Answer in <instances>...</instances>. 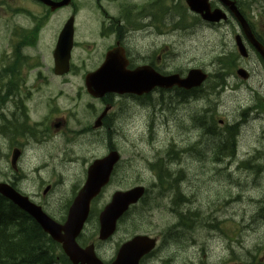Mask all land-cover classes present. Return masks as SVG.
Wrapping results in <instances>:
<instances>
[{
	"label": "flooded vegetation",
	"instance_id": "af4514ba",
	"mask_svg": "<svg viewBox=\"0 0 264 264\" xmlns=\"http://www.w3.org/2000/svg\"><path fill=\"white\" fill-rule=\"evenodd\" d=\"M211 2L212 8L220 10L218 22L205 21L199 14L195 15L196 19L191 17L186 0H72L69 5L54 9L40 3L41 20L16 21L2 37L9 38L10 44L0 53V182L11 184L42 205L51 216L65 221L88 180L90 166L118 150L121 156L110 182L92 203L96 225L79 238L82 246L94 243L106 264L112 263L118 250L108 256L104 245L110 240L97 238V243L94 239L95 233L100 232V215L117 189L129 187L130 150L145 142L155 152L143 167L162 174L153 180L152 186L144 182L145 195L121 218L118 232L125 238L128 229H137L138 234L155 240L154 249L140 264L237 261L208 258L214 254L211 240L225 250L222 234L226 233L227 214L215 209L207 196L204 202L199 201L184 163L188 156L199 165L206 155L186 153L189 143L182 149L167 146L164 133L154 127L160 122V101L168 100L171 107H177L179 102L186 106L193 102L199 90L177 85L163 87L157 85V80L176 74L185 77L192 68L199 67L210 75L211 85L206 83V93L213 89L212 84H217L218 93L225 97L221 98L222 102L228 103V97L236 94L239 110L261 121L262 136L256 138L254 149L248 153H264V57L252 42L256 40L264 48V0ZM15 5L13 0H3L0 9ZM55 16L62 19L54 24ZM71 19L74 21L73 46L67 68L61 61L64 50L59 49V41ZM198 28L218 36L214 60L219 65L212 61V68H223L222 79H211L209 64H193L192 34ZM41 34L48 40L46 55L38 54L44 50L39 49ZM42 60L49 65L43 68ZM106 61L110 62L111 71L138 72L139 87H148L149 91L91 94L87 78ZM255 66L260 69H254ZM242 68L247 71L244 75L240 73ZM253 79L259 86L250 84ZM154 81L156 84L151 87ZM244 94H247L245 99ZM199 101L202 108L196 114L210 108L206 98ZM183 114L192 124L194 113L182 111ZM219 124L226 128L228 122L220 116ZM130 130L132 140L124 133ZM190 131L189 127L183 130L184 134ZM197 131V138L203 139L206 133L200 127ZM176 155L178 159H171ZM214 166L229 171L243 170V165L238 163ZM256 168L258 174L251 182L258 191L250 196V229L259 233L264 226V184L259 181L264 174V163L256 164ZM56 189L61 190L58 202L50 200ZM239 199L241 193H233L226 197L225 203ZM158 209H165L169 215L164 225L154 221ZM249 257L247 264H264V241L252 243Z\"/></svg>",
	"mask_w": 264,
	"mask_h": 264
},
{
	"label": "rangeland",
	"instance_id": "374dc122",
	"mask_svg": "<svg viewBox=\"0 0 264 264\" xmlns=\"http://www.w3.org/2000/svg\"><path fill=\"white\" fill-rule=\"evenodd\" d=\"M17 5L24 6L29 11L34 12V14H41V10L38 6L31 4L30 2H23L22 0H13ZM53 17L54 24L58 20H61V16ZM16 21H24L26 19H21L19 17H13L10 13L5 11L1 12L0 15V28H1V38L5 35L7 30L11 28V26ZM53 24V25H54ZM52 26V25H51ZM50 26V27H51ZM51 31V29H50ZM208 37V38H207ZM192 42H193V64L197 63H207L211 67L208 69L212 73L213 80L222 79V67L219 66L218 69H213L212 61L216 55L215 51H217L219 40L217 34L213 32H203L202 29H197L194 34H192ZM10 44L9 38L0 39V53L8 49ZM48 45L47 36L45 34H41V42L39 44V49L43 51H39L38 54H47L48 50H45ZM215 50V51H214ZM48 61V59H47ZM42 60V67L49 65V62ZM192 61V60H191ZM184 66V64H183ZM259 68L255 66L254 69ZM260 69V68H259ZM264 73V72H263ZM250 84L257 87L259 86V82H256L253 79ZM205 87L201 93L202 98H206L209 100L210 105L213 109L217 110L221 117L227 120L228 124H233L239 122L238 127V135L242 136L240 138V150L239 157L247 156L249 151L254 149V145H256L257 137L262 136L263 131L261 130L262 123L260 120L254 122L252 124L247 122V116L243 114L239 110L240 101H235L236 94H233L228 97V103H224L221 101V98H225L224 95L219 94L214 89H208ZM247 94H244V99ZM243 97L242 100L244 101ZM242 101V102H243ZM162 112H159L160 122L155 123L154 127L158 129L160 132H163L164 135V144L167 146L175 147L176 149H182L187 143L193 142L199 136V132L197 129L191 124V122L187 121L185 114L181 116V112L185 111L189 115L191 113H196L202 108L201 102L198 100H194L192 103L181 106V103L177 104V107H171L170 102L168 100L159 102ZM214 111L212 109L203 110L200 113V119L203 122L204 120L210 119L214 116ZM140 117V116H139ZM228 126V125H227ZM186 127L192 128L188 134H184L183 130ZM227 128V127H226ZM127 134L126 137L133 139V132L130 130L129 132L124 131ZM214 137V136H213ZM212 135H208L205 137L204 142H212ZM243 140H245L243 144ZM135 141V140H134ZM133 141V142H134ZM210 147H213L212 144H209ZM155 150L151 149L147 142L141 143L140 146L135 149L131 148L130 150V159L131 166L129 170V186L135 185L140 181L146 182L148 179H152L151 174L148 170H146L143 165L146 163V158L153 155ZM186 170L191 180V184L196 192L199 194L201 200H205V196L210 199L211 205L215 209H222L224 214H232L237 217L239 221V217L243 214L251 215L252 212V201L250 199H244L238 202H234L232 204H226L225 200L227 196L232 195L233 193H242L246 197L252 196L258 190L254 187L252 181L253 177L249 176L245 170L241 172L233 171V168L228 171H221L214 166L210 157H206L203 161L199 162H191L190 158L187 157L185 159ZM161 174V173H160ZM160 174L155 175L154 178L158 179ZM154 174L152 173V176ZM67 177H71L67 175ZM49 179V177H47ZM71 179L69 181L71 182ZM84 179H82L83 181ZM255 180V179H254ZM260 182L264 184V174L261 175ZM56 182V181H55ZM59 189V188H58ZM56 189V190H58ZM61 195V190H58L56 194H52L50 196V200L54 202H58L59 196ZM226 212V213H225ZM169 215L166 213L165 209H158L155 213L154 221L158 222L159 225H164L169 221ZM91 228V227H90ZM89 228L87 230V234L89 233ZM225 234H222V242L225 244V250L222 251L219 246L218 252L223 254V261L233 260V258L241 259V257H245L249 259L248 251L251 249V245L253 242L261 243L264 241V226L261 227V231L258 233L257 231H252L243 229L240 223L231 222L229 225L225 227ZM237 238L235 243H231L230 238ZM97 240V239H96ZM205 243L207 244V238L205 239ZM211 244H217L214 240L210 241ZM208 245V244H207ZM235 247V255H233L232 246ZM108 249L107 255L112 256L114 251L117 249V242H113L110 244L104 245ZM178 264H184L180 262ZM228 264V262H227Z\"/></svg>",
	"mask_w": 264,
	"mask_h": 264
},
{
	"label": "water",
	"instance_id": "95a60500",
	"mask_svg": "<svg viewBox=\"0 0 264 264\" xmlns=\"http://www.w3.org/2000/svg\"><path fill=\"white\" fill-rule=\"evenodd\" d=\"M41 1L53 6H60L70 2V0H63L59 3L52 0ZM187 1L194 11L202 14L206 12L204 13V18L212 21L220 19L218 10L211 12L208 0ZM72 27L70 23L59 41V49L64 50V56L61 59L64 63L63 66H67L70 58V50L73 43ZM256 45L264 56V49L260 45ZM143 76L146 77V75ZM207 77L208 75L201 69H193L185 79H182L179 75H175L172 78L158 79L157 84L165 85L166 87H172L174 84H178L189 88L202 85ZM130 81H132V84H128ZM142 83L143 85L146 84L144 82ZM155 84L156 81L152 82L151 87L155 86ZM87 85L89 91L95 96H103L108 92L125 93L137 91L142 93L146 90V88L139 87L140 79L138 72H133V74H120L111 71L109 61H106L103 67L96 73L88 76ZM112 159H114V155L110 156L109 159L96 163L92 167L87 184L73 204L68 222L63 227L48 216L43 211L42 207L34 204L28 197L19 194L12 187L6 184H0V193L13 200L23 210L31 214L46 232L51 234L56 240L62 242L66 253L71 257L74 264H103L97 258L93 247L87 249L81 248L76 242V237L81 232L88 217L92 198L97 195L102 185L108 180L109 174L115 164V161ZM102 169L105 170L107 174L104 173ZM105 175H107L106 178ZM141 195V187L133 188L127 192H119L115 195L114 202L107 208L102 216L101 238H108L114 232L117 218L127 210L130 204L136 203ZM62 231H65V234H62ZM145 253L146 249L142 247V238L138 236L122 246L118 259L114 264H139L140 258Z\"/></svg>",
	"mask_w": 264,
	"mask_h": 264
},
{
	"label": "trees",
	"instance_id": "16d2710c",
	"mask_svg": "<svg viewBox=\"0 0 264 264\" xmlns=\"http://www.w3.org/2000/svg\"><path fill=\"white\" fill-rule=\"evenodd\" d=\"M209 85L211 83L209 82ZM213 88L217 87L212 84ZM200 114L193 116L194 126L200 127L204 133L210 131V135H214L216 145L214 149H210L211 156L214 160H220L219 157L226 156L235 158L237 151L238 127L229 128L225 140L221 137L227 132L218 130V120L214 114L210 119L204 120L200 118ZM208 146L199 142H194L189 150L192 154L199 156L207 153ZM224 147V148H223ZM224 154L222 156L221 153ZM255 157H250L242 162L245 167H251ZM185 176V171H184ZM0 264H71L63 252L59 251V246L52 238L43 230L38 222L28 213L21 210L18 206L0 194Z\"/></svg>",
	"mask_w": 264,
	"mask_h": 264
},
{
	"label": "bare ground",
	"instance_id": "6f19581e",
	"mask_svg": "<svg viewBox=\"0 0 264 264\" xmlns=\"http://www.w3.org/2000/svg\"><path fill=\"white\" fill-rule=\"evenodd\" d=\"M203 69V68H202ZM211 73V72H210ZM212 74V73H211ZM178 87H180V88H183V89H187V90H190V89H199L198 91H196L197 93H196V96H195V98H194V100H198L200 97H201V93H202V91L204 90V88H205V86L204 85H197V86H193V87H189V88H187V87H183V86H178ZM193 100V101H194ZM180 103V102H179ZM234 125H239V122H237V123H233V124H228V126H227V129L229 130V128H231V127H234Z\"/></svg>",
	"mask_w": 264,
	"mask_h": 264
}]
</instances>
